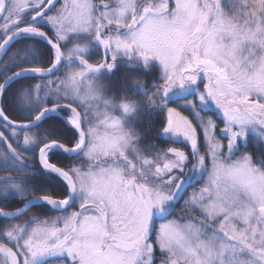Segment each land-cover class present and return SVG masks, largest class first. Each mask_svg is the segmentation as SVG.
Segmentation results:
<instances>
[{"label": "snow or ice", "instance_id": "1", "mask_svg": "<svg viewBox=\"0 0 264 264\" xmlns=\"http://www.w3.org/2000/svg\"><path fill=\"white\" fill-rule=\"evenodd\" d=\"M0 20V52L24 34L51 48L46 65L0 79L2 97L9 80L50 75L17 91L39 106L31 120L0 106V193L24 201L0 207V264H157V250L158 264H264V159L245 150L249 136L264 143V0H0ZM121 57L127 69L157 62L161 83L129 77L131 93L109 91L102 77ZM175 90L191 94L195 123L168 103ZM61 106L78 135L45 137L37 158L66 190L30 192L15 144L36 142L31 125ZM157 108L167 140L146 153L129 121ZM181 138L190 151L170 142ZM54 147L79 158L58 165ZM38 201L57 215L31 210Z\"/></svg>", "mask_w": 264, "mask_h": 264}, {"label": "trees", "instance_id": "2", "mask_svg": "<svg viewBox=\"0 0 264 264\" xmlns=\"http://www.w3.org/2000/svg\"><path fill=\"white\" fill-rule=\"evenodd\" d=\"M24 22H27V19H24ZM38 26L42 27L45 31H51L48 25L41 24ZM50 50L51 49L46 44L33 37H22L16 40L11 44L0 61V79H3L8 73L16 71L17 68L29 65H46ZM89 58L94 60L98 58V55L96 52H91ZM124 65L125 62L121 63L120 70H123L121 73H125L127 71L134 72L137 70L127 69ZM152 70L157 73L159 68L152 67ZM58 71H60V68ZM58 73H55L54 75ZM125 77L126 76H124V74L119 77L121 78L120 83L124 86H131L130 81H128L129 78L125 79ZM48 78H50V76H25L15 80L5 89L4 95L0 98V106L4 107L8 113H11L17 119L29 120L32 118L35 111L39 110V106L36 103H30L27 101L20 102L17 98V91L25 81L45 80ZM154 79L157 81L158 77L156 76ZM114 88L117 94L121 91H128L129 93L132 91L131 87H119L117 84ZM149 89H153L152 85L148 86V90ZM45 102L52 103L55 102V100L52 96H47L45 98ZM61 112L64 114V110ZM152 115L155 117L158 116L156 112L151 111L150 114H142L139 118H136L137 121H129L130 124L132 121L131 125L133 127H136L143 132L141 145L146 153L153 149L155 144H159L162 141V139H158L157 137V130L161 127L163 117H161V119H158L157 117L154 121L151 117ZM0 124L3 125L1 121ZM31 130L38 139L29 146L19 148L18 144H15V141L12 138L15 146L24 153L23 175L25 187L30 192H47L52 194L64 192L66 190L65 185L58 177L50 176L49 174L42 172L39 168L36 162V152L39 142L44 141L45 137L47 139H56L61 143L70 145L74 140V133L76 132H74L71 127L67 126L60 118L54 115L44 118L38 125L31 128ZM22 135L23 134L21 133V137ZM246 150L254 157L264 159V146H262V143L257 141L254 136H249ZM29 157H31V159H29ZM78 158V155L69 158V155H66L59 150H52L49 153L50 161L61 166L71 165L73 162L77 161ZM20 201L21 199L19 193H0V207H17Z\"/></svg>", "mask_w": 264, "mask_h": 264}, {"label": "rangeland", "instance_id": "3", "mask_svg": "<svg viewBox=\"0 0 264 264\" xmlns=\"http://www.w3.org/2000/svg\"><path fill=\"white\" fill-rule=\"evenodd\" d=\"M61 3H63V0H61ZM0 23H3V21H1ZM93 52H95V51H93ZM91 53H89V55H90ZM118 61L119 62H121V63H124V62H126V58H118ZM117 61V64H118V67H117V70L113 73V74H111V75H108V74H104L103 75V79L107 82V84H108V86H109V91H115L114 89V87H116V84L119 86V87H127V88H129V87H131L132 88V86H124V85H122V83H120V79L121 78H119L120 76H123V74H124V76H126L125 77V79L126 78H139L141 81H142V83H143V86L148 90V86L150 85H152V87H153V85L154 84H159V83H161V78H162V71H161V68H160V66H159V64L157 63V62H155V61H153V62H151V66H148V68L147 69H145L144 67H137V68H135V69H137L136 71H127V72H125V73H121V71H123V70H120V67H121V63H119ZM152 67H154V68H159V74H158V72L156 73L155 71H153L152 70ZM63 70V66L61 65L60 66V71H62ZM59 75H62V72H59L58 74H56V76H59ZM158 77V79H157V81H155L156 79H154L155 77ZM128 81H129V79H128ZM153 89H149V91H152ZM137 96L139 97L140 96V94L139 93H137ZM190 98H192L191 97V94H189V93H185V92H183V91H180V90H175V91H173L171 94H170V97H169V100H168V103L171 105V106H174V107H177L179 110H181L182 112H183V114L184 115H188L189 116V118L190 119H192L193 120V122L195 123L196 122V120H195V116H194V111H193V108H192V106L191 105H188V104H186L185 103V101L187 100V99H190ZM63 110H64V114H65V116H67V113H68V109H65V108H63ZM153 112H156V114L158 115L157 117H158V119L160 118L161 119V117H163V121H162V123H161V125L163 124V122L165 121V113H164V109L163 108H157V109H154V110H152ZM215 113V115L213 116V118L214 119H217L218 120V122H221L222 121V117L220 116V114L217 112V110L214 108V107H209L208 109H204L203 111H202V115H204L205 116V118H207L209 115H213ZM152 118H153V120L155 121L156 120V118L157 117H155L154 115H152L151 116ZM148 118V117H147ZM132 121H137V119L136 118H133V119H131ZM132 121H131V124H132ZM0 125H2V124H0ZM223 125L221 124V127H222ZM101 131H103V129H101ZM74 132H76L75 130H74ZM157 132H158V130H157ZM9 135H10V133H9ZM78 134H77V132L76 133H74V138L77 136ZM157 137H158V139H164V140H167V137H163V138H161V137H159L158 135H157ZM13 139H14V141H15V137H12ZM74 141V140H73ZM73 141H72V143H73ZM170 142H172V143H176L177 145H183L185 148H186V150H188V151H190V148H188L187 147V145H186V143L182 140V138L181 139H179V140H171ZM200 143H201V145H202V147H201V152H204V151H206V147H204L203 145H204V141H203V137L201 136V139H200ZM225 143H226V141H225ZM18 146H19V148H23L24 147V145H21V144H18ZM263 146H264V143H263ZM26 148V147H25ZM28 149H30V148H28ZM246 150V149H245ZM225 151H226V149H225ZM48 156H49V153H48ZM239 156V153H237L236 154V156H234L233 157V159H236L237 157ZM211 162L209 161V164H210ZM47 174H49L50 176H55L54 174H52V173H47ZM56 177V176H55ZM60 180V179H59ZM61 181V180H60ZM62 182V181H61ZM64 182V181H63ZM62 182V183H63ZM64 184V183H63ZM65 185V188H66V184H64ZM188 192H191V189H188ZM24 201H20V203H19V205L18 206H20L22 203H23ZM181 203H183V201L181 200ZM48 208H51V206H49L48 204L46 205ZM55 215H57V213H55V214H53L52 215V217H54ZM23 219V218H22ZM160 223H161V221H160Z\"/></svg>", "mask_w": 264, "mask_h": 264}, {"label": "water", "instance_id": "4", "mask_svg": "<svg viewBox=\"0 0 264 264\" xmlns=\"http://www.w3.org/2000/svg\"><path fill=\"white\" fill-rule=\"evenodd\" d=\"M27 35H29V34H27ZM30 36H33V37H35V38H38V39H40V40H42L43 42H45L47 45H49L48 44V42H47V40H45L44 38H42V37H39V36H35V35H30ZM19 37V36H18ZM17 37V38H18ZM16 38V39H17ZM15 40V39H14ZM13 40V41H14ZM13 41H11L10 43H12ZM10 43H9V45H10ZM8 45V46H9ZM50 46V45H49ZM8 48V47H7ZM7 50V49H6ZM6 50H4V51H2V52H0V59L2 58V56L4 55V53L6 52ZM59 67V66H58ZM29 75H37V74H29ZM29 75H26V76H29ZM24 75H21V76H18V77H16V78H14V79H12V80H9L8 82H7V84H6V86H8L11 82H13L14 80H16V79H18V78H21V77H23ZM39 76H49V75H39ZM61 107H63V106H61ZM60 107V108H61ZM60 108H58L56 111H50V112H48V113H46L42 118H44L45 116H47V115H50V114H54V115H57L58 117H60L63 121H64V123L67 125V126H69V127H71L73 130H75L76 131V129L71 125V124H69V122L67 121V119L65 118V116H63L60 112H59V109ZM64 108H66V107H64ZM41 118V119H42ZM31 120V119H30ZM40 122V120L39 121H37V122H34L32 125H31V127H34L35 125H37L38 123ZM77 132V131H76ZM56 148H58V149H61V148H59V147H56ZM62 151H64L63 149H61ZM65 152V151H64ZM65 153H67V155H76L75 153H69V152H65ZM37 163H38V158H37ZM38 165H39V163H38ZM40 166V165H39ZM41 167V166H40ZM42 168V167H41ZM43 169V168H42ZM44 170H46V169H44ZM38 202H44V201H38ZM37 202V203H38ZM46 203V202H45ZM35 204V203H34ZM31 205H33V204H31ZM31 205H29V207L31 206Z\"/></svg>", "mask_w": 264, "mask_h": 264}, {"label": "flooded vegetation", "instance_id": "5", "mask_svg": "<svg viewBox=\"0 0 264 264\" xmlns=\"http://www.w3.org/2000/svg\"><path fill=\"white\" fill-rule=\"evenodd\" d=\"M60 3H61V0H60ZM59 6V5H58ZM71 156H69L70 158ZM47 204L45 203H35L33 205L30 206V209L33 210V211H36V210H39L40 212H43V213H46L48 214L50 217H52L53 214H55V210H53L52 208H48L46 206ZM23 217H21L22 219ZM8 221H6V218H1L0 219V224H3V223H7ZM157 226L159 225L160 221L157 220ZM157 264H158V260H159V250H157ZM41 264H48V260L47 258H45V260H43L41 262Z\"/></svg>", "mask_w": 264, "mask_h": 264}]
</instances>
